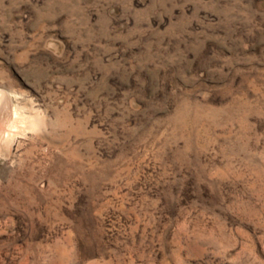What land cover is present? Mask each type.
Masks as SVG:
<instances>
[{
  "label": "rangeland",
  "instance_id": "374dc122",
  "mask_svg": "<svg viewBox=\"0 0 264 264\" xmlns=\"http://www.w3.org/2000/svg\"><path fill=\"white\" fill-rule=\"evenodd\" d=\"M0 95V264H264V0H0Z\"/></svg>",
  "mask_w": 264,
  "mask_h": 264
},
{
  "label": "bare ground",
  "instance_id": "6f19581e",
  "mask_svg": "<svg viewBox=\"0 0 264 264\" xmlns=\"http://www.w3.org/2000/svg\"><path fill=\"white\" fill-rule=\"evenodd\" d=\"M9 109L10 105L8 104V101L4 98V96L0 95V138L4 135H8V133L6 134L4 123L7 118L9 119V117L7 116V113H9ZM16 112L17 111L14 110V115H16Z\"/></svg>",
  "mask_w": 264,
  "mask_h": 264
}]
</instances>
